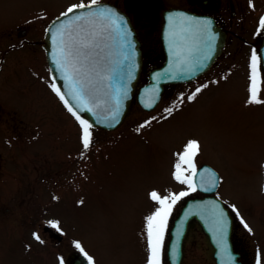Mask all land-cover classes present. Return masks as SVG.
<instances>
[{"label":"rangeland","instance_id":"374dc122","mask_svg":"<svg viewBox=\"0 0 264 264\" xmlns=\"http://www.w3.org/2000/svg\"><path fill=\"white\" fill-rule=\"evenodd\" d=\"M71 2L76 0H0V60L5 56L0 76L20 66L0 90V127L4 110L15 114L29 153L17 171L8 164L7 151L0 154L5 168L0 176V264H61L76 243L93 264H148L146 217L161 207L149 193L168 197L169 229L195 189L193 174L203 162L220 175L217 195L236 216L246 260L254 262L257 248V264H264V72L251 42L254 27L246 22L235 28L218 72L168 86L151 111L133 105L112 131L91 127L92 143L85 150L81 125L52 94L48 71L47 81L29 74L25 90L15 88L16 76L23 77L27 67L20 60L38 70L47 66L37 41L43 25ZM251 2L259 18L264 0ZM250 88L261 103L249 102ZM6 135L1 127L0 150L7 148ZM189 140H196L199 149L190 162L182 161ZM174 172L187 182L175 179ZM173 197L179 199L173 203ZM50 221L65 234L62 241L55 243L42 231L44 224L52 227ZM164 229L161 245L168 237ZM186 242L184 264H215L200 228L192 226Z\"/></svg>","mask_w":264,"mask_h":264},{"label":"water","instance_id":"95a60500","mask_svg":"<svg viewBox=\"0 0 264 264\" xmlns=\"http://www.w3.org/2000/svg\"><path fill=\"white\" fill-rule=\"evenodd\" d=\"M85 9H77L68 17H57L46 29L43 46L52 75L64 94L68 105L77 114L95 127L114 129L119 126L131 111L136 99L144 108L151 109L159 102L167 83L187 81L198 76L212 61L214 55L222 49L225 33L219 28L205 25L208 19L185 10L166 12V24L162 28L161 38L166 52V60L161 67L154 69L148 76V82L138 86L140 79L141 48L135 27L129 17L116 7L97 3ZM101 10H111L123 17L116 31L107 33L105 43L108 45L102 55L107 67L115 68L113 78L104 81L94 80L83 99L72 94V85L65 80L64 73L56 64L57 42L54 34L61 25L77 24L80 15L94 16ZM105 21L97 20V23ZM176 22H179L176 24ZM128 33L130 45L122 48V35ZM262 65L264 67V37L260 45ZM64 103V102H63ZM65 104V103H64ZM88 109H91L89 111ZM197 188L204 196L189 198L174 220L168 246L170 264H181L184 238L188 232L190 221L195 218L203 230L209 235L215 251L217 264H242L239 253L234 251L231 233L233 216L224 201L215 195L219 184V174L211 165L202 164L194 176ZM75 264H89L82 254L76 257Z\"/></svg>","mask_w":264,"mask_h":264},{"label":"flooded vegetation","instance_id":"af4514ba","mask_svg":"<svg viewBox=\"0 0 264 264\" xmlns=\"http://www.w3.org/2000/svg\"><path fill=\"white\" fill-rule=\"evenodd\" d=\"M98 2H106L120 9L121 11H124L131 20L133 26L136 28L138 37L140 39V46L142 51L141 75L150 74L154 69L162 65L165 60L166 55L161 40L160 32H161V28L165 25V12L168 10L184 9L196 13L198 15L205 16L208 18V22L211 27L213 28L217 27L226 33V40L222 52L213 58L210 66L199 77H197V79L201 77H205L206 75L214 74L216 73V71L218 72L220 70L219 68L221 65V61L224 57L225 50L227 48V43L230 37H232L234 34L237 33V31L235 30L236 27L243 26L245 25L246 22L250 23L254 27L250 37H252L253 39V40L251 39V42L253 44V47L255 48V55L257 58H259L258 47L263 37V27L261 26L260 21L261 18L264 17V14L258 18L252 13L251 9L253 7V3L251 2V0H98ZM80 3H84V4L91 3V0H76V2L69 3V6ZM49 22L43 25V34L41 40L37 41L38 43H40V46L42 48V54L44 56V63L47 66H44V68H40V70H38V67L36 68H34L33 66L29 67L27 60L24 61L23 59L20 60L19 61L20 64H23V67H25V64H27V67H25V70L23 69L24 70V72H22L24 75L23 77L19 76V80H18V75H17L16 76L17 78H15L17 79L15 88H17L16 91L18 92L25 90L24 85L27 84V82L25 81L28 80L27 76L29 74L36 76V79L42 77L38 80L44 79V81H47L45 80L47 76L46 77L44 76L46 74L45 70L48 71L47 73H49L50 75V85L55 84V82L51 77V72L48 66L45 51L42 47V39L44 36L46 26L48 25ZM178 23L179 22H176V24ZM20 32L24 34V32H26V28L25 27L21 28ZM21 44L22 42L18 43V45ZM4 57L1 56L2 60H0V64L2 63ZM19 67L20 66L11 67L10 70L7 71V73H5V75H7L6 77L0 76V81L2 82V85L0 86V90L2 89L4 83L6 86V80H8L7 79L8 76L14 70H15V74L20 73L17 72V70H19ZM2 71L3 69H1L0 67V75L4 74L2 73ZM25 78L27 80L23 82ZM42 84H45V82H43ZM171 85L173 84H169L167 85V87ZM52 94L58 100L57 95L53 91ZM7 112L8 111L4 110V113L6 114L1 115L3 118L2 119L3 121L1 122L3 125H1V127L5 131V133L8 132L9 136L6 135L5 137V144L7 148L2 147L0 150V154H3L1 151H7L9 155L8 164H13L12 170L15 169V171H17L20 170L18 162L23 161L22 156L29 154L27 148L23 146L27 144L28 137L23 135L24 132L23 126H19L17 124L19 122L18 120L19 118L15 114H11V112L7 113ZM17 155H21V158H18ZM1 159H3V156L1 157ZM3 166L4 163L0 161V176L2 171L5 170ZM12 172L13 171L10 170L11 173V176H9L10 179L14 178ZM26 213L28 214V212ZM192 226L197 229L198 228L201 229L199 223L195 220L191 221L190 231L192 229ZM42 227H43L42 231L47 233L55 243L63 240V235L65 236V234L61 232L60 228L56 229L46 224L42 225ZM205 236L209 242L208 236L206 234ZM242 241H243L242 237L237 234L235 221H234V227L232 232V242L234 249L240 252V259L242 260V264H252L253 262H249L245 258L246 249L243 248L244 244ZM165 250H166V246L163 245V247L161 248L160 264H169ZM79 251L80 250L77 248L69 249L67 255L65 256V258H63L64 264H75L74 262L76 260L77 253H79ZM185 257H186V246L184 248L183 264L185 263L184 262Z\"/></svg>","mask_w":264,"mask_h":264},{"label":"snow or ice","instance_id":"6c2138e0","mask_svg":"<svg viewBox=\"0 0 264 264\" xmlns=\"http://www.w3.org/2000/svg\"><path fill=\"white\" fill-rule=\"evenodd\" d=\"M98 0H91V5H96ZM90 5L80 3L73 4L67 8L65 12L60 15L62 17H68L70 13L75 12L77 9H85ZM59 17L57 20L59 21ZM105 21L98 24L97 20ZM77 21L82 23L77 24L75 28L71 25H61V28L54 34V38L57 42V55L56 64L58 69L64 73V79L69 81L72 85V94L83 101L85 95L89 93L90 88L94 86V80L104 81L111 80L116 69L108 68L105 62V57L102 55L105 48L108 46L105 41L107 39V33L110 31H116L120 27V23L123 21V17L117 16L111 10H101L94 16L80 15L76 17ZM205 25L209 22L204 21ZM261 26L264 27V17L261 18ZM128 33L125 31L122 35V45H130V41L127 40ZM52 91L65 103L68 111L76 118L81 125V141L85 150H87L92 143V136L89 129L92 127L88 121L81 119L76 111L73 110L68 102L65 100L64 94L60 88L55 84L50 85ZM207 87V85H205ZM201 89L197 88L196 92H200ZM250 92L253 93L250 98V103H261L260 100L255 98L254 88H250ZM194 96L188 97L193 99ZM91 111V109H88ZM171 112V109H168ZM143 126V125H142ZM199 149V144L196 140H189L184 146L183 153L180 154V160L184 161L187 158V162H190L191 157L194 156ZM179 169V165H176ZM175 179L181 183L187 182L186 179H182L176 172L173 173ZM187 195V193H180V196ZM152 200L157 201L161 207L158 208L153 215L146 217L148 222V236H149V258L148 264H160V247L163 235L164 225L166 224L167 217L169 215L170 205H167L168 197L163 199L156 191L149 193ZM179 199V197H173L172 202ZM167 205V206H166ZM233 210L234 207H233ZM243 222V221H242ZM52 227H57L56 223L49 222ZM246 228L248 225H244ZM251 231V229H249ZM34 239L43 243L40 240L39 235L33 233ZM76 247L80 248V244L76 243ZM81 251L83 249L81 248ZM89 264H93L92 258L88 257ZM61 264L63 261L61 260Z\"/></svg>","mask_w":264,"mask_h":264}]
</instances>
